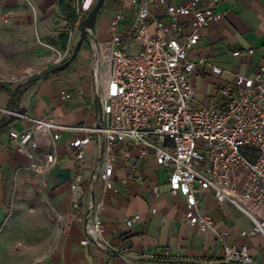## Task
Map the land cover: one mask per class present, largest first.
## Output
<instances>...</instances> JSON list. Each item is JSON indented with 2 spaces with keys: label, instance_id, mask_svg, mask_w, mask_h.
Returning a JSON list of instances; mask_svg holds the SVG:
<instances>
[{
  "label": "crops",
  "instance_id": "0c3cea01",
  "mask_svg": "<svg viewBox=\"0 0 264 264\" xmlns=\"http://www.w3.org/2000/svg\"><path fill=\"white\" fill-rule=\"evenodd\" d=\"M75 1L0 0V35L13 36L18 47L33 48L42 63L54 56L46 54L47 46L70 50L71 54L75 44L70 42L66 31L73 37L85 18L74 13ZM132 1L104 0L92 35L84 39L73 61L64 69L53 70L54 66L45 78L28 84L19 99V90L26 84L12 83L8 77L0 78V121L8 117L2 108L17 107L24 108L31 118H51L67 127L59 130L60 136L55 143L56 161L47 173L44 187L27 167V158L10 145L7 136L8 130L27 128L29 120L20 118L0 129V231L14 209L24 204L14 202L16 187L27 186L31 190L39 184L50 209L61 216L56 238L35 264H215L222 258L223 247L214 231L201 230L186 221V191L180 188L175 194L170 192L171 167H164L152 153L137 159L134 147H129L132 169L124 165L121 150L117 149L111 179L104 183L98 178L92 183L91 196L95 204H100L99 217L109 248L80 243L84 232L76 215L86 210L85 207L73 208L70 182L77 167L69 142L85 132L70 128L93 127L99 123L92 44L108 41L111 23L119 10L125 13L121 29L130 23ZM167 1L178 4L186 0ZM151 10L158 18L167 20L158 4H153ZM215 10L222 13L221 19L200 28L199 38L187 46L191 58L207 59L205 65L196 66L189 75L199 103H217L218 89L232 88L236 73L252 76L260 65L264 66V0H219ZM192 19V15L177 18L179 29L175 36L179 41L193 32ZM149 29L155 34L154 24ZM56 41L58 46L53 44ZM240 49H251L252 53L233 55ZM212 65L218 66L221 72L214 73ZM96 71L97 79L102 80L108 69L98 64ZM63 89L71 94L70 99L60 96ZM90 136L80 166L87 179L86 187L92 166L99 157L97 140L93 134ZM242 179L243 175L239 174L237 187ZM197 198L200 212L211 217L214 229L224 242L238 247L246 245L253 258L251 264H264V238L252 232V221L247 215L227 202L217 201L211 192L199 191ZM151 208L156 211L151 212ZM252 213L264 219V204ZM136 214L141 216V221L126 227V219Z\"/></svg>",
  "mask_w": 264,
  "mask_h": 264
},
{
  "label": "built area",
  "instance_id": "2783aa9c",
  "mask_svg": "<svg viewBox=\"0 0 264 264\" xmlns=\"http://www.w3.org/2000/svg\"><path fill=\"white\" fill-rule=\"evenodd\" d=\"M218 1L186 0L173 4L167 0H133L130 23L121 29L125 13L119 10L111 23L108 41L92 44L99 123L70 128L85 134L69 142L77 167L70 182V196L75 210H86L76 215L83 227L82 245L109 248L99 217L100 204H95L91 196L92 183L98 178L104 183L111 179L117 149L121 150L124 165L132 169L129 147H134L137 159L152 153L164 167H171L170 192L175 194L180 188L186 191V221L201 230L212 229L222 244V258L215 264L253 262L246 245L238 247L222 240L211 217L200 212L197 198L199 191L211 192L217 201L227 202L247 215L252 221V232L264 238V219L252 213L264 204V66L260 65L252 76L236 73L232 88L218 89L217 103L196 101L189 76L207 59L191 58L187 46L199 38L200 28L221 19L222 13L215 10ZM95 2L76 0L74 13L86 17ZM153 4L163 9L166 21L153 13ZM186 15L193 17V32L181 42L175 36L179 29L177 18ZM151 24L155 34L149 29ZM91 35L89 30L87 36ZM250 53L251 49H240L233 55ZM58 54L63 56L59 62L71 55L70 50ZM98 64L107 66L105 79H97ZM212 71L219 74L221 69L212 65ZM60 96L71 98L64 89ZM1 111L29 120L27 128L8 130L7 136L10 145L27 158V167L44 187L47 173L56 161L59 130L67 127L51 118H31L26 112L19 113L17 107ZM90 134L97 140L99 157L86 187L87 179L80 166L91 141ZM239 174L243 179L237 187ZM155 211L151 208V212ZM56 218L60 226L61 216ZM140 221L141 216L136 214L126 219L125 226Z\"/></svg>",
  "mask_w": 264,
  "mask_h": 264
},
{
  "label": "rangeland",
  "instance_id": "374dc122",
  "mask_svg": "<svg viewBox=\"0 0 264 264\" xmlns=\"http://www.w3.org/2000/svg\"><path fill=\"white\" fill-rule=\"evenodd\" d=\"M66 33L70 42L75 44L80 29H77L73 37L68 31ZM53 44L58 46L57 41ZM46 49L47 55L54 56L52 60L42 63L33 48L18 47L13 36L1 34L0 78L8 77L12 83L26 84L28 80L50 71L61 63L59 61L63 56L58 52L63 53L65 50L48 46ZM27 71L31 73L26 74ZM26 187L15 188L14 202L24 204L14 209L0 231V264H35L48 252L57 236L56 215L50 209L39 184L31 190Z\"/></svg>",
  "mask_w": 264,
  "mask_h": 264
},
{
  "label": "water",
  "instance_id": "95a60500",
  "mask_svg": "<svg viewBox=\"0 0 264 264\" xmlns=\"http://www.w3.org/2000/svg\"><path fill=\"white\" fill-rule=\"evenodd\" d=\"M103 1L104 0H96L94 6L88 12L87 16L83 19V21L81 23L80 34H79V37H78V39H77V41H76V43H75V45L73 47L71 55L69 56V58L66 61L62 62L61 64H59L58 66L53 68V70L64 69L73 61V59L75 58L78 50L80 49V47L82 45L84 39L87 37L89 30L93 29L96 15H97L99 9L101 8ZM49 72L50 71L43 72L40 77H37V78L33 79V81H36V80H38L40 78H45ZM27 86L28 85H26L25 87H23L19 91V95L17 96L18 99L23 94V92L27 89ZM17 111L19 113H24L25 109L24 108H17ZM17 119H18V116H16V115H8V117H6L5 119L0 121V129L6 127L7 125H9L10 123L14 122Z\"/></svg>",
  "mask_w": 264,
  "mask_h": 264
},
{
  "label": "trees",
  "instance_id": "16d2710c",
  "mask_svg": "<svg viewBox=\"0 0 264 264\" xmlns=\"http://www.w3.org/2000/svg\"><path fill=\"white\" fill-rule=\"evenodd\" d=\"M32 81H33V79L28 80L27 83H26V85L30 84ZM22 88H23V87H22ZM22 88H21V89H22ZM19 91H20V90H19Z\"/></svg>",
  "mask_w": 264,
  "mask_h": 264
}]
</instances>
